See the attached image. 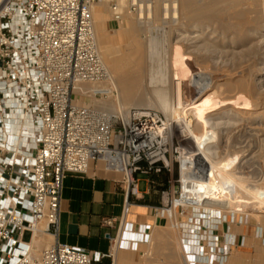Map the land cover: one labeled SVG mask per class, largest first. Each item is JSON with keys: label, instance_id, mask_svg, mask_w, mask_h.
<instances>
[{"label": "built area", "instance_id": "built-area-1", "mask_svg": "<svg viewBox=\"0 0 264 264\" xmlns=\"http://www.w3.org/2000/svg\"><path fill=\"white\" fill-rule=\"evenodd\" d=\"M100 1L0 0V264H96L106 256L59 241L38 252L31 247L37 232L58 233L64 179L93 164L121 174L128 194L138 197V174L172 172L178 162V185L161 191L155 212L168 221L174 209L178 220L190 208L182 198L187 150L169 137L161 113L120 101L97 40L93 10ZM141 4L127 0L125 8L137 12ZM111 14L120 21L124 8L113 2ZM106 99L112 108L101 106ZM14 113L20 126L35 127L33 145L6 139ZM128 206L118 245L149 244V225L126 235ZM217 229L207 246L213 255Z\"/></svg>", "mask_w": 264, "mask_h": 264}, {"label": "bare ground", "instance_id": "bare-ground-1", "mask_svg": "<svg viewBox=\"0 0 264 264\" xmlns=\"http://www.w3.org/2000/svg\"><path fill=\"white\" fill-rule=\"evenodd\" d=\"M108 2L109 0L98 2L94 6L93 16L97 5L103 6ZM136 15L140 27L143 19L148 22L149 19L167 20L168 26H153L146 22V32L149 33L148 40L145 41L146 48L141 49V40L134 36V49L128 56L125 54L112 59L110 70L127 98L136 94L135 91L145 92L152 88L157 100L155 105L174 117L176 133L184 137L186 143L191 142V147L195 148L194 159L190 161L188 155L182 159L181 176L187 191L182 194V198L185 205L192 207L194 216L183 224L181 233L190 234L191 237L182 244V251L185 254L184 264H196L198 260L202 262V259H207L210 264L213 257L211 258L212 254L205 253L208 249L204 248L203 253L199 250H195L198 253L191 251L196 249L194 241L204 234L202 229L206 231L207 239L215 227L224 231V222L229 220V214L234 213V219L239 218L236 214H247L245 204L234 200L238 196L244 197L245 203L258 200L264 204V197L260 198L258 192L247 190L235 177L237 175L221 170L218 161L220 144L226 139L224 137L229 138L233 130L248 127L252 132L254 130L259 133V137L264 135V130H260L264 128L258 130L254 127L256 120L264 121V0H142ZM123 25L133 35V24L126 20ZM179 49L182 55L175 56L174 53ZM128 63L132 65L129 69ZM179 64L192 71L193 80L188 85L190 103L184 101L182 87L185 77L179 74ZM202 65H208L207 68L210 66L216 72H206L203 69L206 67L202 68ZM223 86L226 88L222 89ZM216 89L220 92L216 93ZM215 93L218 95L217 100L213 104H207ZM101 106L112 108L103 102ZM171 116L169 115L170 118ZM11 120L13 128L6 132V139H10L17 147L22 140L29 146L33 145L35 127L28 122L20 126L16 113L12 114ZM164 120L169 137L173 139L171 128L165 118ZM232 144L237 148L240 142L235 139ZM189 147L187 143L181 149L188 153ZM219 169L222 180H219ZM177 201L181 200L177 198ZM206 210L209 211L208 216L201 217L200 214L206 213ZM171 216V221L174 222L172 225L179 226L176 222V210L171 211ZM241 230L237 228L233 231L230 226V231H224L227 243L233 241V245H238L237 232ZM38 235L42 234L37 232L36 237ZM36 237L31 243L33 251ZM237 255H231L229 261L238 264L240 258ZM257 264H264V259Z\"/></svg>", "mask_w": 264, "mask_h": 264}, {"label": "rangeland", "instance_id": "rangeland-1", "mask_svg": "<svg viewBox=\"0 0 264 264\" xmlns=\"http://www.w3.org/2000/svg\"><path fill=\"white\" fill-rule=\"evenodd\" d=\"M120 0H109L107 3V13L109 14L112 21H116V23H120L121 21L129 20L133 24V35L129 32H125L120 29L116 30H109L108 32L104 33L101 37H99V34L97 35L98 44L103 56L104 61L106 62L109 70L112 65V59L116 57H120L122 55H127L134 49L135 45V38L141 40V49H145V45L147 44L148 35L149 33L147 31V24L153 26H168V23L165 21H154L153 19H141L143 23H141V27L139 26V21H137V15L135 11L127 13L126 8H124V17L122 20L117 21L112 17L111 14V4L113 2H118L121 6L126 7L127 0L124 3H120ZM122 1V0H121ZM125 4V6H124ZM140 20V21H141ZM146 20V21H145ZM147 22V24H146ZM136 30V32H135ZM136 34V35H135ZM139 36V37H137ZM108 39L112 40V42H109ZM133 42V43H132ZM144 44H143V43ZM143 44V45H142ZM129 45V47H128ZM128 48V49H127ZM127 50V51H126ZM180 50V51H179ZM176 51L175 56L182 55L181 49ZM175 62L176 57H174ZM180 65V64H179ZM132 66L130 63L127 65V69H129ZM182 66V65H180ZM179 66V74L183 76L185 79L184 85L182 87V92L184 96L185 103L191 102V94H190V86L189 81L193 80L192 71L185 69L183 66L180 68ZM208 66V65H207ZM206 65H202L201 67H206ZM203 68L206 72L214 73L216 72L213 68L210 66L206 69ZM213 71H212V70ZM111 71V70H110ZM212 71V72H211ZM113 74V72H112ZM192 78V79H191ZM118 93L120 96L121 102L127 106V107H141V108H152L159 113L162 114V116L166 119V123L171 128V131L173 133V136L176 137L178 140L179 145L185 146L188 143V146H190L188 149L187 157H189L190 161L194 159V153L195 148L191 147V142H187L184 140V137H180L176 133V122L173 116L169 114L168 112H163L158 108L157 100L155 98V94L152 88H149V91H139L134 92L136 94L132 95L131 98H127L125 96V93L123 92V88L121 85L117 84ZM226 87L223 86L222 89H225ZM122 89V90H121ZM216 93H219L220 91L216 89ZM139 93V94H138ZM153 93V94H152ZM212 95L208 101L207 104H213L214 101L217 100L218 95L217 94ZM143 96V98H142ZM134 97V100H133ZM140 97L142 98L141 101L139 100ZM138 98V99H137ZM131 100V101H130ZM137 100V101H135ZM139 100V101H138ZM143 100V101H142ZM130 101V102H129ZM151 101V102H150ZM106 105H111V100L106 99L102 101ZM134 102V103H132ZM86 103H89V101H86ZM132 103V104H131ZM142 103V104H141ZM156 104V105H155ZM155 105V106H154ZM167 114V115H166ZM172 120H170L171 118ZM176 117V115H175ZM171 126V127H170ZM264 121H258L256 120V125L254 127H257L259 130L260 128H264ZM264 130V129H260ZM175 131V132H173ZM234 132L229 136V138L224 137V141L222 142L221 148L219 149V167L224 172L230 173L232 175L238 178L245 186V188L249 191H254L259 193V197H264V135L259 137L258 134L253 130L249 129L248 127L240 128L239 130H233ZM177 134V135H174ZM236 134V135H235ZM262 134V132H260ZM178 136V137H177ZM260 138V139H259ZM263 138V139H262ZM181 139L183 140L181 141ZM228 139V140H227ZM238 139L240 144L239 147L234 148L233 147V140ZM263 141H262V140ZM243 141V142H242ZM182 142V143H181ZM242 143V144H241ZM257 143V144H256ZM176 145V143H175ZM248 149V150H247ZM261 150V151H260ZM190 152V153H189ZM221 152V153H220ZM228 154V155H227ZM191 156V157H190ZM255 156V157H254ZM235 160V162H234ZM194 161V160H193ZM221 162V163H220ZM229 163V164H228ZM236 166V167H235ZM217 170L219 173V180H222V175L220 174L221 170ZM235 170V171H234ZM179 177V164L178 162L174 163L172 172H168L167 179L169 182L167 183L170 187H172V183L175 184V186L178 185L176 183V179ZM202 180V179H201ZM169 187V188H170ZM234 200H239L242 202V204H245V209L247 211V214H236L239 215V218L234 219V213L229 214V220L225 221V216L223 217L224 222V231H230V226H232V230L235 231L237 228H241L242 230L240 232H237V235L239 237L238 239V245H233V241L228 242L226 238L224 237V231L217 229L215 231L216 236L218 237V243L219 248L217 249L216 254H212L211 256V264H235L229 261L231 255H237L240 258V261L238 264H257L263 261L264 259V223H263V216H264V204H262L260 201H247L244 202V197L238 196ZM244 202V203H243ZM238 203V202H237ZM240 203V202H239ZM247 204V205H246ZM263 205V206H262ZM192 207L188 209V212L186 213V216L183 218H179L176 222L179 224V226L174 227L171 219L167 221V223L163 224L161 229L156 228L155 232L153 233L151 237V242L149 244H145L143 246H140V253H137L136 259H128L125 261V264H184V256L185 254L182 251V244L185 240L189 239L191 237L190 234H182L181 231H183V224L187 221H190L194 216L192 213ZM206 213L200 214L201 217L208 216L207 213H209L208 210L205 211ZM241 213V212H239ZM179 214V213H178ZM250 214V217L248 216ZM213 215V212L211 213ZM217 216H220L219 213H216ZM259 217V219H256ZM262 215V216H261ZM235 216V217H236ZM261 216V220H260ZM172 217V216H171ZM230 222V223H229ZM173 224V225H172ZM229 224V225H228ZM201 225H199L200 227ZM229 226V227H228ZM176 228V229H175ZM204 232L203 235H201L200 239L198 238L195 242L196 249L191 250L192 252H197L195 250H200V246H198L199 242L201 246H204L207 249V246L210 245V236L206 239V231L202 229ZM259 232V233H258ZM182 234V235H181ZM182 236V237H181ZM199 237V236H198ZM216 237V238H217ZM223 237L225 239H223ZM26 239L29 238V233L25 236ZM197 238V237H196ZM207 240V241H206ZM225 240V241H223ZM180 241V242H179ZM191 241V240H189ZM49 244H51V241H49ZM48 244V246H49ZM232 244V245H231ZM227 245V246H226ZM229 246V248H228ZM198 248V249H197ZM205 249V250H206ZM211 250L208 251V253ZM239 252V253H237ZM201 253V252H200ZM206 253V251H205ZM235 253V254H234ZM211 254V253H209ZM231 254V255H229ZM228 259V260H227ZM218 261V262H217ZM229 261V262H228ZM208 260L202 259V262L199 260L196 262V264H207ZM237 264V263H236Z\"/></svg>", "mask_w": 264, "mask_h": 264}, {"label": "crops", "instance_id": "crops-1", "mask_svg": "<svg viewBox=\"0 0 264 264\" xmlns=\"http://www.w3.org/2000/svg\"><path fill=\"white\" fill-rule=\"evenodd\" d=\"M106 5L96 6V34L101 37L109 30L116 29L127 32L124 21H112ZM108 41L112 42L110 39ZM137 177L139 195L133 197L127 192L123 176L106 171L100 164H93L86 174L68 175L63 182L58 233L38 235L33 243L34 251H40L52 240L51 243L59 241L93 253L106 254L96 264H125L128 259H136L141 251L140 246L146 243H138L136 248L119 246L117 243L125 229L120 230L124 209L128 203L129 209L124 219L128 227L126 235H134L140 227L149 225L152 237L156 228L161 229L167 223L164 217L156 214L155 207L162 203L161 191L170 187L167 184V171L160 175L138 174ZM151 181L155 182L154 186ZM108 220H112V223L107 224Z\"/></svg>", "mask_w": 264, "mask_h": 264}]
</instances>
